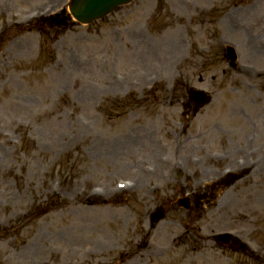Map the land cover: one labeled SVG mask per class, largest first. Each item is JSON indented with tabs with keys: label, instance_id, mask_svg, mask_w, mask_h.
<instances>
[{
	"label": "rangeland",
	"instance_id": "374dc122",
	"mask_svg": "<svg viewBox=\"0 0 264 264\" xmlns=\"http://www.w3.org/2000/svg\"><path fill=\"white\" fill-rule=\"evenodd\" d=\"M49 1L0 0V264H264V0H136L88 26L68 0L67 27L15 25ZM189 87L212 97L197 114ZM244 146L263 162L197 204L211 153Z\"/></svg>",
	"mask_w": 264,
	"mask_h": 264
},
{
	"label": "water",
	"instance_id": "95a60500",
	"mask_svg": "<svg viewBox=\"0 0 264 264\" xmlns=\"http://www.w3.org/2000/svg\"><path fill=\"white\" fill-rule=\"evenodd\" d=\"M130 0H74L71 5L73 16L82 23H88L94 19L100 18L110 12L119 4L129 2ZM191 93V99L196 100V105L201 106L209 100L207 96L195 92ZM161 215L156 216L159 218Z\"/></svg>",
	"mask_w": 264,
	"mask_h": 264
},
{
	"label": "bare ground",
	"instance_id": "6f19581e",
	"mask_svg": "<svg viewBox=\"0 0 264 264\" xmlns=\"http://www.w3.org/2000/svg\"><path fill=\"white\" fill-rule=\"evenodd\" d=\"M64 1H65V0H63V2L61 3V5L64 3ZM51 12H52V11H51ZM51 12H50V13H51ZM255 44H256V42H255ZM253 49L256 50V47L254 46ZM88 91H90V93H92V91L95 92L93 89H89ZM83 95H84V94H83ZM83 95H82V96H83ZM94 95H95V94H94ZM94 95H93V96H94ZM168 251H169V250H167V252H168Z\"/></svg>",
	"mask_w": 264,
	"mask_h": 264
}]
</instances>
